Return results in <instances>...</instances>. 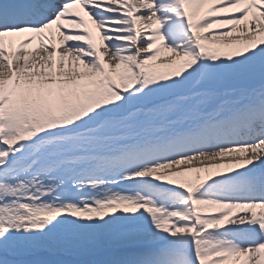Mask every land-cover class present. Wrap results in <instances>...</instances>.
I'll return each mask as SVG.
<instances>
[{
    "label": "snow or ice",
    "instance_id": "obj_1",
    "mask_svg": "<svg viewBox=\"0 0 264 264\" xmlns=\"http://www.w3.org/2000/svg\"><path fill=\"white\" fill-rule=\"evenodd\" d=\"M0 264H264V0H0Z\"/></svg>",
    "mask_w": 264,
    "mask_h": 264
},
{
    "label": "bare ground",
    "instance_id": "obj_2",
    "mask_svg": "<svg viewBox=\"0 0 264 264\" xmlns=\"http://www.w3.org/2000/svg\"><path fill=\"white\" fill-rule=\"evenodd\" d=\"M85 20H88L87 15H85ZM88 23H89L90 27H92V29H93L94 35H95L96 38H97V43L100 44V41H99V32L95 29V26L92 25V23H91L90 20H88ZM230 161H231V158H226L224 161H217V162H215V163L220 164L221 166H223V167L227 170V168L225 167V165H229V164H230ZM231 166L236 167L235 164H232ZM220 168H221V167H220ZM211 169H217V168H211ZM218 169H219V168H218ZM218 169H217V170H218ZM209 170H210V169H209ZM197 174L200 175V176L207 175V173H205V172H200V173H196V172L185 173V175H187L188 177L191 176V175H192V176H195V175H197Z\"/></svg>",
    "mask_w": 264,
    "mask_h": 264
},
{
    "label": "rangeland",
    "instance_id": "obj_3",
    "mask_svg": "<svg viewBox=\"0 0 264 264\" xmlns=\"http://www.w3.org/2000/svg\"><path fill=\"white\" fill-rule=\"evenodd\" d=\"M209 171L212 172L213 174H215V172H217V171L225 172V168H224V167H221V168H219L218 170H217V169H210ZM197 176H198V174L195 175V176H191V177H187V175H185L184 178L177 177V178H175V179L177 180L178 183H179L182 179H189V180H192V181L196 182V180H197ZM200 177H201V178H204V177H206V175H204V176H200Z\"/></svg>",
    "mask_w": 264,
    "mask_h": 264
}]
</instances>
